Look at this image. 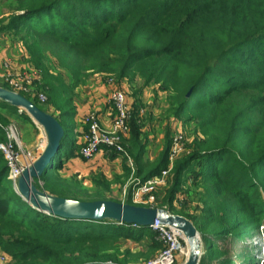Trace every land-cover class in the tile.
Masks as SVG:
<instances>
[{"label": "trees", "instance_id": "1", "mask_svg": "<svg viewBox=\"0 0 264 264\" xmlns=\"http://www.w3.org/2000/svg\"><path fill=\"white\" fill-rule=\"evenodd\" d=\"M13 3L19 13L6 28L22 32V45L40 75L33 94L21 95L45 112L44 106L52 109L66 133L64 122L73 114L75 89L95 73L114 77L119 83L139 77L144 85H158L169 93L171 119L196 127V136L188 143L183 141V152L171 162L169 186L148 207L173 213L177 202L174 214L191 221L200 235L206 253L199 264H213L218 253H228L238 241L237 230L262 224L264 0ZM38 94L45 95L44 102H39ZM14 117L34 127L24 112L0 102L1 143L7 140L5 128ZM168 131L161 154L149 165L144 161L141 125L133 112L123 147L135 178L144 181L168 167L172 140ZM80 146L77 141L70 146L65 135L51 167L33 179V185L57 197L84 201L75 194L80 182L63 179L59 173L67 159L80 157ZM124 171L131 174L129 167ZM7 173L0 152L3 264H127V258L118 260L115 251L119 242L134 234L137 239H148L153 251L163 248L149 227L62 219L37 211L16 193ZM186 178L204 191V208L197 216L185 212L180 189ZM94 200L104 199L96 196L87 201ZM125 203L130 204L129 199ZM224 260L216 264H225Z\"/></svg>", "mask_w": 264, "mask_h": 264}, {"label": "rangeland", "instance_id": "2", "mask_svg": "<svg viewBox=\"0 0 264 264\" xmlns=\"http://www.w3.org/2000/svg\"><path fill=\"white\" fill-rule=\"evenodd\" d=\"M14 7L15 5L13 0H0V87L9 89L3 79L5 73L9 72L13 75L16 73L26 74L31 79L29 85L26 87V93L32 95L35 90L36 81L40 79L39 72L31 64L29 55L22 45V41L20 40L22 32L17 34L15 33V30L6 28V26L10 23L11 17L19 13L14 11ZM46 63L50 67L47 61ZM4 64H6V67ZM95 78H98L99 85L105 88L109 86L108 80L111 78L113 80V83L110 84L112 89L116 88L122 90L129 99L128 106L131 110V116L133 115V112L137 113L138 122L144 130L142 137L147 150L144 161H148L149 165L154 160H157L158 151L160 149L162 151L164 147V136L168 130L169 136L172 137V140L176 137L181 138V141L177 143L173 150H171L172 148L170 149L171 151L169 150L168 157L171 161L174 159L176 160L183 152V147L185 145L184 142L188 143L194 136H196V127H194V125L184 126L180 122H176L171 119L168 101L169 93L167 91H162L159 86L155 84L144 85L143 80L139 77L134 78L132 81L127 79L119 83L116 78L109 77L108 75L97 73L89 74L76 88L74 102L75 100L78 101L81 99L82 89H91L95 84H97V80H95ZM107 95V93H104L103 98H106ZM44 108L47 110L50 109L46 106H44ZM13 119L16 120L17 117H14ZM8 126L13 128L15 132L17 142L14 150L18 156L19 163L24 164L29 159H36L38 152L40 153L42 150V145L45 140V135L42 129L40 127H33L31 129L28 125L24 126L22 122L19 124L11 122ZM65 126L67 130L66 136L69 140L70 146H72L76 141L75 134L72 130V126ZM80 138L81 148L83 140L82 137ZM101 151L108 157V159H105L104 157L102 159L107 164L104 174L90 177V179L88 175L85 178L82 177L79 181L80 186L75 193L76 197L87 201L88 199H94L97 196L104 200L125 203L128 198L123 196V192L126 190L128 194H130V189H132V179H135V174H125L124 168H121L122 164L118 169V171L120 170V173H116L111 167L113 164L111 162V158H109L110 156L112 157L113 152L103 148ZM161 151L158 154H161ZM172 151H175V153L171 154ZM117 156L122 159L121 155ZM121 162H123V160H121ZM184 177L187 176L184 175ZM171 179L172 176L169 173L167 181H170ZM14 186L15 184H13V187ZM168 186L169 184H166L165 187H161L156 191L152 203L133 205L144 207L153 205L154 200L156 198L159 199L160 194H162ZM263 186L264 182L262 183L261 188ZM180 190V192H183L184 194L183 205L186 207L185 212L191 216H197L200 214L204 208L202 203L203 198H201L204 193L203 188L195 186L190 179L186 178V181ZM184 192H187L188 195ZM130 200L131 199L129 197V201ZM130 204H132L131 201ZM178 208V204L175 202V209L172 214L177 212ZM262 221V224L253 225L250 230H246L244 232L243 230H237V243L234 242L231 247H229L230 251L228 253H218L212 263L216 264L218 260L225 259V264H264L263 251L260 246V241L264 236V215L262 217ZM134 228L136 229V227ZM239 232H243V234L239 235ZM136 236L137 234H134L132 236L133 238L119 242L118 248L115 251L116 258L118 260H122L126 257L128 262L127 264H147L148 261L155 258L161 250H151L148 246V239L145 237L137 239ZM218 243L220 245L225 244V242ZM235 251H238V253ZM1 253L2 252L0 251V254ZM184 258L185 257L183 255H177L174 264H181ZM106 264H113V262L108 261Z\"/></svg>", "mask_w": 264, "mask_h": 264}, {"label": "water", "instance_id": "3", "mask_svg": "<svg viewBox=\"0 0 264 264\" xmlns=\"http://www.w3.org/2000/svg\"><path fill=\"white\" fill-rule=\"evenodd\" d=\"M0 102L24 112L45 135V146L15 181L16 193L31 207L47 215L62 219L113 221L149 227L155 220L181 233L186 244V256L181 264H199L204 253L201 238L191 221L172 214L164 208H152L119 203L111 200L78 201L57 197L38 190L32 183L51 167L61 140L67 135L57 119L39 109L19 93L0 87Z\"/></svg>", "mask_w": 264, "mask_h": 264}, {"label": "built area", "instance_id": "4", "mask_svg": "<svg viewBox=\"0 0 264 264\" xmlns=\"http://www.w3.org/2000/svg\"><path fill=\"white\" fill-rule=\"evenodd\" d=\"M4 66L6 67V64H4ZM3 79L9 90L19 94L26 93V87L31 80L26 74L16 73L13 75L9 72L4 74ZM108 82L112 84L113 80L110 78ZM37 97L39 102L42 103L45 101L44 94H38ZM107 103L110 106V127L108 129L102 128L95 114L91 113L87 115L84 118V122L87 124V132L82 135L83 145L79 150V155L82 159L89 160L103 148L126 157V164L131 170V175H133L134 167L132 161L123 147V141L128 135L129 119L131 117V110L127 104L126 95L122 90L114 88L107 96ZM5 133L7 140L0 143V152L6 160L8 168L7 179L15 184L22 170L29 166V164L24 165L19 163L18 156L14 150L17 142L14 129L7 126L5 128ZM180 141V137L174 138L170 149L172 148L171 150H173ZM174 153L175 151L171 152V154ZM171 162L169 158L168 167L151 178L144 181L136 178L132 179L130 194L124 190L123 196L128 199L130 197L132 205L152 203L156 191L161 187H165L168 183L167 180L170 173ZM149 229L157 234L159 240L162 242L163 248L160 253L155 258L148 261L147 264H174L177 255H183L185 257L186 244L180 232L165 225H161L156 220L149 226ZM5 261L6 258L1 253L0 263L3 264Z\"/></svg>", "mask_w": 264, "mask_h": 264}, {"label": "crops", "instance_id": "5", "mask_svg": "<svg viewBox=\"0 0 264 264\" xmlns=\"http://www.w3.org/2000/svg\"><path fill=\"white\" fill-rule=\"evenodd\" d=\"M95 80H97V84H95L93 88L82 89L81 99L78 101L75 100L74 102L75 107L72 116L70 118L65 119L64 122L65 125L72 126V130L75 134V140L77 142L81 141L79 139H81L80 137H82L83 135V129L85 126L84 118L87 115L91 113L95 114L102 128L108 129L111 124L110 116H109L110 106L107 103V97L103 98V96L104 93L109 94V92L112 90V87L110 86V84L107 88L100 86L98 82L99 79L95 78ZM126 101L127 104H129V99L127 98V96H126ZM51 110L52 109H48L46 112L52 115L53 110L52 111ZM12 122L16 124L22 122L24 126L28 125L31 129L33 128V126L30 123L20 120L19 118H17L16 120L12 119ZM32 124L34 125V128L38 127L33 122ZM142 128L143 127H141V132L143 136L144 130ZM146 151L147 150L145 145L144 158L146 157ZM160 151L161 149L158 151V153ZM39 154L40 153L38 152V155ZM103 157L105 159H108L107 155H105V153H102V151H99L92 159L89 160H84L80 157L72 156L71 158L67 159V161L62 165V169L59 172L60 176L63 179L73 178L79 182L82 177L85 178L87 177V175L89 176V179L90 177L93 176H98L101 174L103 175L107 166L105 161L102 160ZM109 158H111V162L113 164L111 165V167L116 173L117 172L120 173V170L118 171V169L121 164H122L121 168L128 167L126 161L121 162V160L123 159H120V157L117 155L113 157L110 156ZM33 159L35 158L27 160V162H25L24 165L30 164L33 161Z\"/></svg>", "mask_w": 264, "mask_h": 264}, {"label": "bare ground", "instance_id": "6", "mask_svg": "<svg viewBox=\"0 0 264 264\" xmlns=\"http://www.w3.org/2000/svg\"><path fill=\"white\" fill-rule=\"evenodd\" d=\"M45 142H46V138H45V140H44V142H43V147L45 146ZM41 146V147H42ZM43 147H42V149H43ZM260 246L262 247V251H263V257H264V236H263V239L260 241ZM186 252H187V248H186ZM186 255V254H185Z\"/></svg>", "mask_w": 264, "mask_h": 264}]
</instances>
